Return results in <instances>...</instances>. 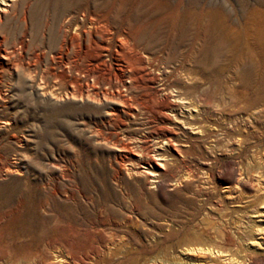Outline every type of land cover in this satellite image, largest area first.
I'll return each instance as SVG.
<instances>
[{
    "label": "rangeland",
    "instance_id": "obj_1",
    "mask_svg": "<svg viewBox=\"0 0 264 264\" xmlns=\"http://www.w3.org/2000/svg\"><path fill=\"white\" fill-rule=\"evenodd\" d=\"M263 202L264 0L0 12V264H264Z\"/></svg>",
    "mask_w": 264,
    "mask_h": 264
},
{
    "label": "bare ground",
    "instance_id": "obj_2",
    "mask_svg": "<svg viewBox=\"0 0 264 264\" xmlns=\"http://www.w3.org/2000/svg\"><path fill=\"white\" fill-rule=\"evenodd\" d=\"M13 1L14 0H0V12L7 11V9L9 7H11ZM49 94L53 98L56 97L52 93H49ZM62 98L75 99L73 96H67V95H64V97H62ZM86 98H88V97H86ZM185 106L187 108V112H188V114H189L190 117L193 116L197 112L196 106L193 105V104H191L190 101H186ZM193 127H194V125H191V128H193ZM213 144L214 143H208V146H210V145L211 146H214ZM161 158H162V161H165V156H163ZM6 169H9V168H6ZM6 169H4L5 172L10 170V169L9 170H6ZM151 172H152L151 170H148L147 171V173H149V174H151ZM253 241H255V240H253ZM189 251H192V252L193 251H201V252L205 253V255H207V258L208 257L209 258H211V257L214 258L215 257L217 259H220L221 261H228L230 264H243L244 260L247 259V255H248L247 253H241V254L237 255L235 253V251H233L229 246H226V245L224 246V244H222L221 242H218V241H216L214 243L204 244L203 246H198V247L196 246V247H188V248H185V252H189ZM209 258L206 259L207 262L209 261L208 264H216V263L212 262V259H209ZM195 264H198V263H195Z\"/></svg>",
    "mask_w": 264,
    "mask_h": 264
}]
</instances>
